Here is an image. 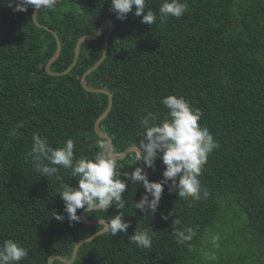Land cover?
Masks as SVG:
<instances>
[{"label":"trees","instance_id":"trees-1","mask_svg":"<svg viewBox=\"0 0 264 264\" xmlns=\"http://www.w3.org/2000/svg\"><path fill=\"white\" fill-rule=\"evenodd\" d=\"M162 2L145 0L146 10L158 12ZM181 2L187 3L181 18L162 22L157 16L147 26L132 14L117 19L111 0H59L37 13V26L34 8L18 12L12 0H0V243L11 239L28 251L19 264L70 259L76 243L104 228L56 221L55 211L66 216L57 195L60 183L76 186L77 180L62 166L63 181L41 177L25 157L33 134L46 137L53 148L72 139L76 158H92L100 151L98 142L108 144L96 134L95 123L109 97L81 84L102 58L104 35L81 44L67 74L46 69L57 37L61 52L50 71L64 73L78 41L97 34L107 20L114 24L108 55L86 84L112 94V109L100 129L111 137L114 152L143 138L140 121L148 112L156 122L167 118L161 101L168 95L199 109L198 123L219 147L202 168L199 199L181 198L165 186L157 211L146 214L134 206L143 187L129 184L120 210L131 223L127 234L97 236L79 248L71 264H264V0ZM135 163L133 152L118 160L117 171L130 174L139 166ZM163 170L157 159L148 179L160 181ZM117 211L113 205L85 218L108 221ZM174 219L180 224H172ZM136 228L149 231L151 247L129 241ZM177 230L188 238L178 243Z\"/></svg>","mask_w":264,"mask_h":264},{"label":"clouds","instance_id":"clouds-1","mask_svg":"<svg viewBox=\"0 0 264 264\" xmlns=\"http://www.w3.org/2000/svg\"><path fill=\"white\" fill-rule=\"evenodd\" d=\"M12 2L15 3L14 10L18 12H25L29 7L34 8L35 20L41 9H53L59 0H12ZM111 5V11L116 14L117 19L123 21L127 19L128 14H132L142 17L141 23L147 26L154 24L157 16L163 22L169 17L179 19L187 11V3H182L181 0H163L158 12L146 10L145 0H111ZM161 103L168 109L167 118L156 122L157 116L148 112L140 121L144 131L143 138L134 146L135 165L142 161L144 167L135 166L130 174H124L123 179L117 171L119 153H114L106 142H98L100 151L94 157L76 158L72 139L66 140L61 147L53 148L46 137L33 134L31 151L25 159L26 161L31 159L41 177L48 179L55 177L56 180L63 181V177L58 175L60 171L58 166H62L70 170V176L77 180L76 186L60 183L57 195L64 203L66 216L55 211L53 218L56 221L62 222L67 219L72 226L74 222H82L77 214L78 210L83 209L86 213L107 212L114 205L118 211L105 222L104 231L110 232L113 236L118 233L127 234L131 223L125 221V216L120 210L126 206L123 194L129 184L143 187L144 193L138 202H134V206L136 210L146 214L157 211L165 186L170 193L175 192L181 198H200L199 176L208 156L219 147V144L208 128L198 123L201 117L199 109L192 107L184 97L168 95ZM157 159L164 166L162 179L158 182L150 181L145 169L155 171ZM162 218L166 220L168 217ZM172 224L179 225L180 220L174 219ZM187 231L192 230L189 228ZM175 235L178 237V243L188 238L179 230ZM128 239L142 248H149L152 244L151 235L146 229L136 228ZM27 256L28 251L14 240L6 239L0 243V264H19Z\"/></svg>","mask_w":264,"mask_h":264},{"label":"water","instance_id":"water-1","mask_svg":"<svg viewBox=\"0 0 264 264\" xmlns=\"http://www.w3.org/2000/svg\"><path fill=\"white\" fill-rule=\"evenodd\" d=\"M36 15V10H34V13H33V17ZM35 22V24L37 26H41L39 23H38V20H37V17L35 20H33ZM47 30L49 31H52L50 30L49 28H46ZM114 29V24L112 21L110 20H107V21H104L102 26H101V29L100 31L95 34V35H88V36H84L82 37L78 43H77V46H76V50H75V58H74V61L72 63V65L64 72V73H55V72H51L50 71V66L58 59L59 55H60V52H61V43H60V40L59 38L57 37V44H58V48H57V51H56V54L54 55V57L49 61V63L47 64V71L49 74H52V75H55V76H58V75H63V74H67L68 72H70V70L75 66V64L77 63L78 59H79V56H80V47H81V44L87 40H92V39H97L101 36L104 35V51H103V55H102V58L98 61V63H96L91 69H89L82 77L81 79V84L82 86L84 87V89H86L87 91H90V92H94V93H103V94H106L108 95L109 97V102H108V107L106 109V111L98 118V120L96 121L95 123V132L96 134L102 138V139H105L107 140L108 142V145L110 147V149L114 152V144H113V141L111 139V137L104 133L101 129H100V123L109 115L111 109H112V106H113V97H112V94L110 92H108L107 90H104V89H95V88H91L89 86H87L86 84V78L87 76L93 72L95 69H97L102 63L103 61L106 59L107 55H108V42H109V37H110V34L112 33ZM135 152L134 151V147H130L129 149L125 150L124 152L122 153H119V157H118V160H122L124 159L127 155L131 154ZM115 153V152H114ZM139 163V166L140 167H144L143 165V162L142 161H138ZM145 171L147 172V175H148V169H145ZM119 174L121 175H124L125 173L123 172H118ZM129 174V173H128ZM85 214L86 212L83 210L82 213H81V220L86 223L87 225H104L105 224V220H96V221H89L85 218ZM105 233L104 231V228L102 230H100L99 232H97L96 234L92 235L91 237L87 238V239H84V240H81L79 241L78 243H76V245L74 246V249H73V253H72V257L70 259H65L61 256H52L49 258L48 260V264H53V261L54 260H59L61 261L62 263L64 264H71L73 263L75 260H76V257H77V253L79 251V248L86 242H90L92 241L93 239H95L97 236L101 235Z\"/></svg>","mask_w":264,"mask_h":264}]
</instances>
